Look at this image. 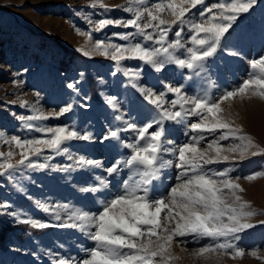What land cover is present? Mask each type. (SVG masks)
I'll list each match as a JSON object with an SVG mask.
<instances>
[{
	"label": "rangeland",
	"instance_id": "rangeland-1",
	"mask_svg": "<svg viewBox=\"0 0 264 264\" xmlns=\"http://www.w3.org/2000/svg\"><path fill=\"white\" fill-rule=\"evenodd\" d=\"M158 2L161 0H144L143 6L151 7ZM216 2L205 0V5ZM103 3L107 10L95 0H0V152H13L9 162L15 164L22 150L11 142V137L48 138L38 128L69 127L91 136L89 140L65 141L61 151L46 148L38 156L28 155L24 164L13 169H0V264H54L59 258L81 260L85 250L93 246V241L78 228L60 227L73 221L59 206L67 204L73 210L96 213L104 201L123 189L128 169L121 168L112 175L106 169L130 155L123 145L133 142L136 134L131 130L120 131L119 139L103 138L111 130L126 128L124 121L142 126L156 115V109L130 85L124 69L142 70L138 85L157 93L164 91L165 84L184 85L188 95L207 92L218 98L249 77L253 71L251 60L264 56V0H255L248 12L241 13L233 22L220 49L208 60V71L201 77L187 79L190 73L174 64L160 72L138 60H124L117 65L96 51L94 45L97 41L126 44L128 41L120 40L116 34L136 30L112 24L97 31L101 19L127 20L132 16L124 10L127 0H103ZM205 5L192 9L188 18L198 21ZM163 16L172 19L170 13ZM175 30L176 26L169 32V39H176ZM188 35L185 26V41ZM137 41L142 38L136 36L133 42ZM144 43L152 46L151 42ZM229 51L239 55H228ZM69 84L74 87L69 88ZM111 97H116L118 111L106 102ZM174 98L173 94H166V99ZM68 105L70 111L56 115ZM223 107L243 133L264 149V101L236 98L225 101ZM117 115L123 119L117 120ZM197 120L198 117L190 116L181 123L166 121L164 139L173 142L167 146L191 142V137L198 133L192 132L188 125ZM202 135L205 140L201 148L219 132ZM220 143L227 146L233 141ZM81 158L98 161L100 166L79 165L76 162ZM163 159L173 161V165L164 168L159 178L152 181L150 196L154 199L166 197L178 183L180 170L174 166L175 156L164 153ZM3 160L0 157V163ZM40 164L46 166L41 168ZM206 169H232L231 178L240 177L237 182L244 189L239 194L249 203V210L257 213L248 221L254 226L239 233L240 239L235 241L244 254L234 258L230 250L226 254L205 253L204 257H198L195 253L200 248L215 242L210 238L175 237L171 253L178 259L170 264H264V259L250 255L256 252L264 258V152L211 164ZM257 173L262 174L257 179H244ZM100 179L107 181V187L96 192L82 191L96 187ZM57 213L60 219H56ZM28 220L46 226L34 227L24 222Z\"/></svg>",
	"mask_w": 264,
	"mask_h": 264
},
{
	"label": "snow or ice",
	"instance_id": "snow-or-ice-1",
	"mask_svg": "<svg viewBox=\"0 0 264 264\" xmlns=\"http://www.w3.org/2000/svg\"><path fill=\"white\" fill-rule=\"evenodd\" d=\"M95 3L107 10L103 0H95ZM254 3L255 0H217L211 6H206L205 0H161L151 7H145L144 0H127L124 10L132 13L131 18L115 21L101 19L96 30L115 24L134 28L135 33L116 34L120 40L128 41L126 44L97 41L94 48L117 65L124 60H138L160 72L167 65L174 64L190 73L187 79L201 77L208 71V60L220 49L221 41L233 22L241 13L248 12ZM198 5H205L199 12L200 19H189L191 10ZM165 13H170L172 19H165ZM174 26L176 39H169V32ZM185 26L189 32L187 41L183 36ZM136 36H140L142 41L133 42ZM144 42H151L152 46ZM186 44L190 46L186 47ZM228 55L236 56L239 53L229 51ZM249 65L253 70L249 77L218 98H213L207 92L188 95L184 85L165 84L164 91L157 93L138 85L142 70L124 69L130 85L140 91L144 99L156 109V115L142 126L124 121L126 128L111 130L105 135L104 140L119 139L120 131L131 130L136 134L133 142L123 145L130 150V155L106 169L112 175L121 168H127L128 178L123 182L121 193L104 201L96 213L73 210L67 204L59 206L68 212V219L73 221L60 227L78 228L93 241V246L85 250V257L81 260L59 258L54 264H170L172 260L178 259L171 253L174 238L185 236L210 238L215 242L212 246L200 248L195 253L198 257H204L205 253L226 254L230 250L234 258L243 256V251L235 241L240 239L239 233L254 226L248 221L257 213L249 210V203L239 194L244 189L237 182L240 177L236 180L231 178L232 169L215 171L206 169V166L233 159L242 160L264 152L230 119V113L225 114L223 107L225 101L236 98H258L264 101V56L251 60ZM68 87L74 86L69 84ZM167 93L173 94L175 98L166 99ZM115 101L116 97H111L106 102L118 111ZM70 110L71 105H68L56 115ZM190 116L198 117L196 122L188 125L192 132L198 134L191 137L189 143L168 147L173 142L164 139L165 122L181 123ZM116 119L122 120L123 117L117 115ZM36 130L48 138L21 140L16 136L11 137V142L22 150L21 158L13 164L9 162L13 152H0V157L4 158L0 169L7 171L24 164L28 155L38 156L46 148L61 151L65 141L91 139L89 134L81 135L69 127ZM205 132H219V135L201 148L200 144L205 140L202 133ZM229 139L233 143L227 146L220 143ZM164 153H171L176 158L174 166L180 170L176 177L178 183L171 187L166 197L154 199L150 196L152 181L159 178L164 168L173 165V161L163 159ZM76 163L100 166L98 161L83 158ZM45 166L39 165L41 168ZM260 175L253 174L244 179L252 181ZM101 187H107L106 180L100 179L96 187L82 191L96 192ZM56 219H60L58 213ZM24 222L34 227L46 226L35 220ZM250 255L264 259L256 252Z\"/></svg>",
	"mask_w": 264,
	"mask_h": 264
}]
</instances>
